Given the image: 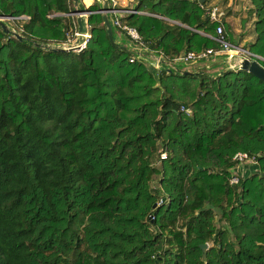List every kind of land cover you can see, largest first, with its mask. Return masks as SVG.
Listing matches in <instances>:
<instances>
[{
  "label": "trees",
  "instance_id": "obj_1",
  "mask_svg": "<svg viewBox=\"0 0 264 264\" xmlns=\"http://www.w3.org/2000/svg\"><path fill=\"white\" fill-rule=\"evenodd\" d=\"M207 1L134 0L145 14L123 21L166 61L217 50ZM250 1L241 47L264 68V0ZM101 9L78 4L90 38L62 53L72 0H0L21 37L0 28V264H264V83L212 59L155 77L150 52L114 31L128 51L113 47ZM237 153L257 170L230 184Z\"/></svg>",
  "mask_w": 264,
  "mask_h": 264
},
{
  "label": "built area",
  "instance_id": "obj_2",
  "mask_svg": "<svg viewBox=\"0 0 264 264\" xmlns=\"http://www.w3.org/2000/svg\"><path fill=\"white\" fill-rule=\"evenodd\" d=\"M94 1H97L102 5L103 3L107 4L106 13L108 15V19L111 26L115 27L116 31L119 33V36H122L124 39H127V42L132 47V50L137 52L135 53L136 59L139 60L143 59L146 57V52H150V55L147 56L149 62L145 63V65L149 68V70L154 74L155 77L158 76L162 64L165 66L166 69L179 73L177 66L180 64L190 63L192 61H210L215 57H226L227 69L236 72L241 70V63L244 58L256 62L263 60L261 57L252 54L251 52L243 49L242 47L232 45L224 39V34H223L224 29L222 24L219 22V16H220L219 9L215 6L208 8L203 7L202 9L203 10L205 9V14L211 23L218 24L216 27L215 37L209 36L212 40H214L217 43L218 49L217 50L207 49L200 53L188 52L185 54H181L169 61H166L163 58L162 53H159L157 55L156 52H151L143 44L142 37L140 36V33L135 27L129 26L125 21H123V19L126 16L131 14H139L140 12L132 8L121 7L116 0H94ZM92 13L93 12L85 11L84 13L80 12L76 15L73 14L70 15L71 18L73 19L74 29L71 32V35L68 37L67 42L62 45L63 48L71 49L73 50V52L76 53H79L86 48L87 42L90 38L87 18ZM79 15H84L86 20V33L84 34H80L77 30L76 17ZM79 37L82 38V41L76 44L75 41ZM134 60L135 58H131L130 62H133ZM161 159H165V155H162ZM234 160L237 161L238 163V166L235 169L239 170L243 174L244 172H246L243 167L245 163H249L251 165L256 164V162L253 159H250L248 155L245 153H237L234 156ZM238 178L239 176L235 174L230 180V184H236L238 182Z\"/></svg>",
  "mask_w": 264,
  "mask_h": 264
},
{
  "label": "rangeland",
  "instance_id": "obj_3",
  "mask_svg": "<svg viewBox=\"0 0 264 264\" xmlns=\"http://www.w3.org/2000/svg\"><path fill=\"white\" fill-rule=\"evenodd\" d=\"M116 1L120 4V0H116ZM126 1L128 2L129 0H126ZM83 2H84V0H83ZM86 3H87V5L90 4L88 2H86ZM200 3H203V2H200ZM85 6H86V4H85ZM212 6H215L219 9V13H220L219 22L222 24V26H223V22L227 20V23H228L229 29H230V35H232V42L234 43V45L239 46V47L244 46L246 48L247 44L249 42H251L254 38V34L252 32H253V25H254L255 16H253L247 12L248 10L251 9V6H252L251 1L250 0H208L206 5L200 4L201 9L203 7L208 8V7H212ZM133 9L135 10V7ZM228 12L231 14L230 15L231 17H229L227 19V13ZM204 14H205V9H204ZM67 16H69V15H67ZM69 17H71V16H69ZM3 19H4V21L8 20L5 18H3ZM20 19H23V18H20ZM169 21L171 22V25L182 26L181 24H179L175 21H171V20H169ZM223 29H224L223 34L227 33V30L224 27H223ZM113 31L116 35V33H117L116 29L113 28ZM121 40H123L122 43H124V44L126 43L124 41L125 39L123 37L121 38ZM126 41H127V39H126ZM128 48H129V51L131 53H134V54L137 53L134 50H132V47L129 46V43H128ZM219 58H221V61H223V63H225V64H221L220 66H216L217 68L214 69L216 71L213 70V71H211V73H215V72L219 71V67L221 68V70L227 69L226 57H219ZM213 61H215V59H212V62ZM186 67H187L186 69H188L189 72L192 71V69H193L192 65H186ZM209 70H211V69H209ZM191 73H195V72H191ZM256 164L251 165L249 163H245L243 165L244 170L246 171V172H244V174L242 172H240L239 170H236V169L233 170V174L234 175L236 174L239 177L246 176L245 174L250 175L255 170H257ZM248 167H252V169H250ZM207 249H208V247H207Z\"/></svg>",
  "mask_w": 264,
  "mask_h": 264
},
{
  "label": "water",
  "instance_id": "obj_4",
  "mask_svg": "<svg viewBox=\"0 0 264 264\" xmlns=\"http://www.w3.org/2000/svg\"><path fill=\"white\" fill-rule=\"evenodd\" d=\"M72 1H73V10L71 13L68 14L69 16L72 14L76 15L80 12H82V13L85 12V11H79L78 10L79 0H72ZM178 1H185V0H178ZM187 1H189V0H187ZM204 1L205 0H199V2H204ZM106 11H107V4L103 3L102 9L100 10V12H101L102 17H103V23H104V26H105V29H106L110 43L113 45V47L115 49H118V50L123 51V52H127L128 51L127 46L120 45L119 43L115 42L114 37H113L112 26L109 22L108 15H107ZM3 21H4L3 17H0V28L3 29L4 33L7 34V33L11 32L14 36L21 39V37L18 34L14 33L13 31H10L9 27L6 24H4ZM76 24H77V30L80 34L86 33V20H85L84 15H79L76 17ZM81 41H82V38L79 37V38H77L75 43L78 44ZM49 49L52 52H62V53L73 51L71 49L63 48L62 46H54V47H51ZM221 64H223V61H215L208 66V69H212L216 66H220ZM168 71H170V70H168ZM241 71H245V72L253 75L255 78L259 79L261 82L264 83V68L258 62L250 61V60L244 58L242 60V63H241ZM189 74H198V73H191L189 71H182V75H189ZM207 247H208L207 244H203L200 246V249L204 253L206 251ZM203 258H204V255H203Z\"/></svg>",
  "mask_w": 264,
  "mask_h": 264
},
{
  "label": "crops",
  "instance_id": "obj_5",
  "mask_svg": "<svg viewBox=\"0 0 264 264\" xmlns=\"http://www.w3.org/2000/svg\"><path fill=\"white\" fill-rule=\"evenodd\" d=\"M93 2H94V0H91V3L89 5H86V7L90 6ZM79 3H82L85 6L83 0H79ZM135 4L136 3L134 2V0H129L128 2L126 0H120V4L119 5L121 7H128V8H132L133 9L135 7ZM140 14H145V13L140 12ZM164 20L171 24V22L168 19L164 18ZM119 37L122 38V36H119ZM215 61H220L219 57L216 58ZM248 168L252 169V167H248Z\"/></svg>",
  "mask_w": 264,
  "mask_h": 264
},
{
  "label": "bare ground",
  "instance_id": "obj_6",
  "mask_svg": "<svg viewBox=\"0 0 264 264\" xmlns=\"http://www.w3.org/2000/svg\"><path fill=\"white\" fill-rule=\"evenodd\" d=\"M86 2L91 3V0H84V3L87 5Z\"/></svg>",
  "mask_w": 264,
  "mask_h": 264
}]
</instances>
